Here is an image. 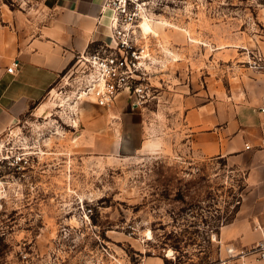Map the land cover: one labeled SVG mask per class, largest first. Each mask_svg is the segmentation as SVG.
Instances as JSON below:
<instances>
[{
    "label": "rangeland",
    "instance_id": "obj_1",
    "mask_svg": "<svg viewBox=\"0 0 264 264\" xmlns=\"http://www.w3.org/2000/svg\"><path fill=\"white\" fill-rule=\"evenodd\" d=\"M49 2L0 0V29L34 26ZM153 12L149 22L165 52L154 96L132 107L123 93L119 110L116 102L98 105V150L81 134L89 100H68L58 79L45 108L26 112L0 135V264H31L20 250L34 249L47 264L51 238L65 223L79 224V199L93 206L92 223L116 248L110 264L147 256L169 264V249L189 264L219 254L211 235L233 216L243 173L196 151L181 99L212 82L239 92L245 78L264 73L251 65L264 59V0H164ZM20 152L28 157L24 166L4 164L2 155ZM89 238L75 236L74 251Z\"/></svg>",
    "mask_w": 264,
    "mask_h": 264
},
{
    "label": "crops",
    "instance_id": "obj_2",
    "mask_svg": "<svg viewBox=\"0 0 264 264\" xmlns=\"http://www.w3.org/2000/svg\"><path fill=\"white\" fill-rule=\"evenodd\" d=\"M103 3L50 0L46 17L34 26L13 32L0 29V135L26 112L46 107L45 94L76 52L110 39ZM13 62V72H8L6 68ZM243 81L239 92L226 89L224 84L220 89L212 82L203 90L195 87L181 99L196 151L204 157H221L227 167L243 173V191L233 216L217 230L221 242L237 249L264 239V127L258 111L264 95V73ZM122 94L115 100L117 110ZM86 104L88 115L81 134L94 138L98 150V105ZM140 264L166 262L159 256H147ZM237 264L264 261L248 254Z\"/></svg>",
    "mask_w": 264,
    "mask_h": 264
},
{
    "label": "built area",
    "instance_id": "obj_3",
    "mask_svg": "<svg viewBox=\"0 0 264 264\" xmlns=\"http://www.w3.org/2000/svg\"><path fill=\"white\" fill-rule=\"evenodd\" d=\"M164 0H104L102 9L108 11L109 40L90 44L85 49L75 53L72 61L65 67L58 77L59 92H68V100L81 102L89 100L97 105L109 107L118 95L125 93L132 107L140 106L154 96L156 90L153 78L157 63L164 59L157 34L153 31H144L141 27L143 20L153 21V11ZM16 63L7 66L8 72H13ZM251 65L255 69L264 71V59L255 58ZM54 87V86H53ZM51 88L54 89V88ZM258 111L263 119L264 127V95ZM5 165L22 167L28 157L20 152L13 155H2ZM0 187V203L2 201ZM79 224L73 227L69 223L62 227L59 238H51V251L47 264H110L107 259H117L115 248L98 231L97 225L92 223L93 206L83 203L79 199ZM217 232L212 238L218 239L219 254L207 261H194L191 264H237L248 254H253L258 260L264 261V239L249 247L235 248L229 243L221 242ZM89 236V241L83 244L82 250L74 251L78 242L71 236ZM80 240V241H82ZM72 242V240H71ZM164 252L169 264H189L186 261L176 260L175 250ZM168 250V251H169ZM75 252V253H74ZM22 259L31 264H40V254L37 250L28 253L20 250ZM77 253V254H76ZM144 257H141V261ZM136 262L132 264H140ZM115 264H122L116 262Z\"/></svg>",
    "mask_w": 264,
    "mask_h": 264
},
{
    "label": "bare ground",
    "instance_id": "obj_4",
    "mask_svg": "<svg viewBox=\"0 0 264 264\" xmlns=\"http://www.w3.org/2000/svg\"><path fill=\"white\" fill-rule=\"evenodd\" d=\"M140 25L144 31H152L151 23L149 21L143 20Z\"/></svg>",
    "mask_w": 264,
    "mask_h": 264
}]
</instances>
